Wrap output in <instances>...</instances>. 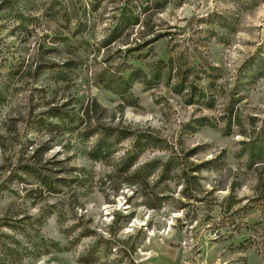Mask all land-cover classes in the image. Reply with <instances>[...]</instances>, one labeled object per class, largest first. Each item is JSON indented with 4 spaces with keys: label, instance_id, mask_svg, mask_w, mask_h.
<instances>
[{
    "label": "rangeland",
    "instance_id": "obj_1",
    "mask_svg": "<svg viewBox=\"0 0 264 264\" xmlns=\"http://www.w3.org/2000/svg\"><path fill=\"white\" fill-rule=\"evenodd\" d=\"M0 264H264V0H0Z\"/></svg>",
    "mask_w": 264,
    "mask_h": 264
}]
</instances>
